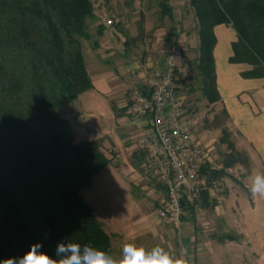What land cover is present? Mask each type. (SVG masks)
<instances>
[{"label":"trees","instance_id":"1","mask_svg":"<svg viewBox=\"0 0 264 264\" xmlns=\"http://www.w3.org/2000/svg\"><path fill=\"white\" fill-rule=\"evenodd\" d=\"M188 2L197 21L196 66L208 103L221 100L213 58L216 25L234 29L229 61L252 66L242 76L264 77V0ZM162 12L170 14L166 1ZM92 16L91 0H0V261L21 257L38 242L58 259L56 245L66 238L110 252L111 236L81 190L111 159L101 150L102 139H77L58 114L93 88L80 44L91 37ZM230 166L204 168L208 183L228 175ZM207 192L201 194L205 199ZM187 208L192 211L184 202Z\"/></svg>","mask_w":264,"mask_h":264},{"label":"rangeland","instance_id":"2","mask_svg":"<svg viewBox=\"0 0 264 264\" xmlns=\"http://www.w3.org/2000/svg\"><path fill=\"white\" fill-rule=\"evenodd\" d=\"M91 1L93 16L87 21L91 37L80 39V44L88 75L93 72H126L122 75L126 87L108 98L116 115L121 116L122 110L126 109L127 117L133 119L129 111L132 95L148 88L153 74L165 64L164 55L175 46L181 54V63L176 71L181 86L179 94L183 97L185 117L192 135L211 148V163L216 170L231 163L225 169L228 175L210 181L208 187H217L215 191L220 194L217 195L219 198L229 185H238L247 193L250 177L261 171L251 162L243 141L229 125L220 104L208 103L202 94V76L196 66L199 52L197 21L188 0ZM163 1L170 6V14L162 12ZM109 19L113 22L107 25ZM99 27L103 28L102 35L97 32ZM129 72L134 73L130 75ZM79 96L58 111L59 116L67 117L79 139L81 136L102 139L99 137L110 134V128L121 130L117 124L109 123L102 97L93 93L83 94L78 99ZM121 104L124 109L118 107ZM116 148L110 144L101 149L111 163L94 176L91 187L81 190L83 199L111 236L109 254L118 257L125 242H134L146 249L160 246L180 257L183 251L179 225L158 223L153 219L166 194L155 171L146 165L142 167L147 163L146 155L144 157L143 152L133 157L128 155L133 167L131 171L125 163L119 164L120 152ZM112 149L117 153L112 154ZM138 162L144 163L136 168L134 163ZM149 189L154 190L151 192ZM130 190L135 197L133 204ZM121 211L132 212L131 217H137L139 226L134 233L132 230L122 232L116 229L111 219L107 220L110 216H118Z\"/></svg>","mask_w":264,"mask_h":264},{"label":"crops","instance_id":"3","mask_svg":"<svg viewBox=\"0 0 264 264\" xmlns=\"http://www.w3.org/2000/svg\"><path fill=\"white\" fill-rule=\"evenodd\" d=\"M214 33L216 86L221 98L218 103L227 112L229 125L239 134L251 162L264 172V77L245 78L242 73L252 66L229 61L233 55L232 43L237 40L230 25H216ZM123 73L126 72L89 73L93 88L82 93L78 99L87 93L102 97L110 120L107 121L117 124L121 130L110 128V134L99 138L103 139L105 148L110 144L116 145L120 152L119 164L125 163L132 171L128 155L133 157L145 152L142 144L150 134V125L147 117L130 119L124 110L118 117L119 114L116 115L114 107L109 104V95L117 94L126 87L125 81L122 82ZM133 73L129 72L130 75ZM118 107L124 109L123 104ZM81 138L78 139L92 140ZM240 189L238 185H229L226 193H221L219 198V193L215 191L217 187L208 188L207 199L201 196L195 205H189L192 211L184 209L178 226L179 241L183 251L181 256L189 264H264V199L253 197L249 189L247 193ZM149 190L153 192L154 189ZM129 195L133 204L135 197L131 190ZM131 214L121 211L116 217L106 218L111 219L116 229L122 232L132 230L134 233L139 225L137 217H131Z\"/></svg>","mask_w":264,"mask_h":264},{"label":"built area","instance_id":"4","mask_svg":"<svg viewBox=\"0 0 264 264\" xmlns=\"http://www.w3.org/2000/svg\"><path fill=\"white\" fill-rule=\"evenodd\" d=\"M112 22L109 19L106 24ZM180 63L181 54L173 46L163 68L153 74L148 88L132 95L129 107L133 118L149 120L150 134L142 144L147 160L143 167L152 168L166 190L153 219L177 226L184 202L195 205L209 188V172L203 169H216L211 163V148L196 140L188 126L176 72ZM110 152L116 154L117 150Z\"/></svg>","mask_w":264,"mask_h":264},{"label":"clouds","instance_id":"5","mask_svg":"<svg viewBox=\"0 0 264 264\" xmlns=\"http://www.w3.org/2000/svg\"><path fill=\"white\" fill-rule=\"evenodd\" d=\"M249 191L253 197L264 199V172L251 177ZM42 243H34L21 257H9L0 264H189L183 256L175 257L163 247L146 249L134 242H125L118 257L110 255L91 243L68 239L59 241L55 248L58 259L42 250Z\"/></svg>","mask_w":264,"mask_h":264}]
</instances>
